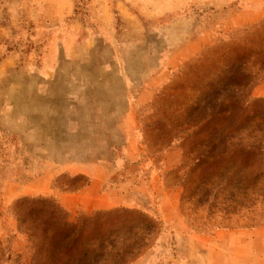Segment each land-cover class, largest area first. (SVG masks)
<instances>
[{"label":"rangeland","instance_id":"rangeland-1","mask_svg":"<svg viewBox=\"0 0 264 264\" xmlns=\"http://www.w3.org/2000/svg\"><path fill=\"white\" fill-rule=\"evenodd\" d=\"M244 65L264 74V0H0V264H264ZM91 181L104 207L61 205ZM36 196L61 222L107 214L35 251L27 228L49 230L12 204Z\"/></svg>","mask_w":264,"mask_h":264},{"label":"trees","instance_id":"trees-1","mask_svg":"<svg viewBox=\"0 0 264 264\" xmlns=\"http://www.w3.org/2000/svg\"><path fill=\"white\" fill-rule=\"evenodd\" d=\"M244 49L245 46H242ZM243 58V55L240 56ZM261 69V67H260ZM257 68V71L259 70ZM263 70V69H262ZM243 77H253L255 80L264 79V74H258V77H255V71L247 69L244 65L242 74ZM21 206L19 211L15 212V219L18 223H22L25 218L30 219L31 221L38 223L41 229L49 230L48 236H42L41 234L33 233L32 229L28 227L29 236L35 240L32 248H35V251L42 247L44 242L43 239L52 240L54 236L60 235L61 238H69V247L74 248L77 241L81 238L82 242L86 245L88 241L93 240L97 235L96 224L98 223V215L107 214L105 212H97L93 216H80L75 223L61 222L57 217V211L54 204L51 203L47 198L36 196V197H19L14 200L12 206ZM99 240V238H98ZM52 246V244H48ZM48 249V248H46ZM46 258V257H45ZM40 263L47 262L46 259L39 260Z\"/></svg>","mask_w":264,"mask_h":264},{"label":"crops","instance_id":"crops-1","mask_svg":"<svg viewBox=\"0 0 264 264\" xmlns=\"http://www.w3.org/2000/svg\"><path fill=\"white\" fill-rule=\"evenodd\" d=\"M223 1H225V0H223ZM259 9L260 10L256 12L257 15H261V8H259ZM237 15H240V12ZM253 95H255V96H264V83H262L260 85H257L254 88ZM95 184H96L95 182L91 181V182H89V184H87L86 186H84L82 189L78 190L75 193H65V194L63 193V194H60L59 195V201H60L61 205H63L66 209H73L75 207L83 209L84 207L82 206V204L93 205V206L90 207V209L92 207H97V208L104 207V206H101V204L96 203L94 201V199L97 198V197H99L100 199L102 198V200H104L103 195H105L103 193H97V192L94 193ZM137 187H138V185H135L133 188H137ZM13 189H14L13 187H10V190H8L7 194L9 196H12L11 191ZM111 201H113V199H111ZM76 202L80 203L79 206L76 204Z\"/></svg>","mask_w":264,"mask_h":264}]
</instances>
